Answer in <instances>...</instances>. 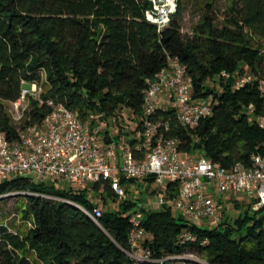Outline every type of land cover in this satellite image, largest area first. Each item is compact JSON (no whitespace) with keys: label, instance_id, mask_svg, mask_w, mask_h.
<instances>
[{"label":"trees","instance_id":"1","mask_svg":"<svg viewBox=\"0 0 264 264\" xmlns=\"http://www.w3.org/2000/svg\"><path fill=\"white\" fill-rule=\"evenodd\" d=\"M218 2L206 0L192 33L185 35L183 0L162 31L146 18L152 0H0V130L12 143L20 141L21 131L43 123L53 110L47 101L53 100L79 111L83 120L106 119L107 143L125 139L135 146L136 128H143L147 118L145 91L169 58L179 57L193 79V97L211 99L213 111L196 127L183 126L172 109L149 118L168 123V134L178 138L184 153L227 168L237 162L251 166L255 154L264 155V128L248 112L254 105L257 117L264 106L259 89L264 0H232L221 21ZM224 71L230 77H223ZM247 73L255 80L237 88L238 78ZM31 83L43 85L45 102L28 97L18 126L8 103L18 101ZM10 196L25 199L21 216L31 227L15 231L0 224V264H174L184 258L173 256L191 248L209 264H264V207L255 212L247 207L235 218L225 212L213 227L172 209H146L151 239L145 245L155 260L138 262L126 251L129 214L138 200L120 199L108 180L92 188H60L14 176L0 183V203ZM111 201L118 206L110 207ZM98 204L103 210L99 222L81 208ZM186 233L195 238L187 240Z\"/></svg>","mask_w":264,"mask_h":264},{"label":"built area","instance_id":"2","mask_svg":"<svg viewBox=\"0 0 264 264\" xmlns=\"http://www.w3.org/2000/svg\"><path fill=\"white\" fill-rule=\"evenodd\" d=\"M152 1L146 18L162 31L170 24L177 0L164 4ZM222 76L228 78L230 73L224 71ZM254 80V74H244L238 78L236 87ZM193 86L187 66L179 57H170L145 91L147 118L143 128H136L135 146L125 139L107 143L103 137L109 122L106 119L93 122L101 116L83 120L79 111L48 100L53 110L43 123L21 131L20 141L12 143L0 130V183L14 176H26L55 183L60 188H87L91 183L108 180L117 197L123 199L128 196L123 178L153 184L151 194L145 201L137 199V207L129 214L131 229L126 251L138 262L155 260L152 250L145 245L151 239L144 225L146 209H172L195 223L209 220L213 226L222 222L226 206L232 203L245 201L251 212L259 210L264 207V155L255 154L251 166L237 162L227 168L205 156L182 152L178 138L168 134L170 125L149 118L160 109H172L183 126H198L212 113L213 106L209 98L195 99ZM259 89L264 93V79L259 81ZM42 92L41 83H31L23 88L21 98L11 103L18 110L30 96L41 99ZM27 107L17 115V121L23 118ZM248 112L264 128V106L257 117L253 115L254 105L248 106ZM118 130L116 127L113 132ZM137 153L141 155L138 157ZM81 208L99 222L103 213L101 204L91 210ZM185 238L195 237L186 233Z\"/></svg>","mask_w":264,"mask_h":264},{"label":"rangeland","instance_id":"3","mask_svg":"<svg viewBox=\"0 0 264 264\" xmlns=\"http://www.w3.org/2000/svg\"><path fill=\"white\" fill-rule=\"evenodd\" d=\"M159 4L167 3V0H157ZM185 3V10L183 12L182 19V31L185 35L191 34L194 25L199 21V18L203 11V6L206 0H183ZM232 0H219L218 2V19L221 21L223 19V11L228 7ZM178 2V0H177ZM29 100L20 104L18 110L15 106L10 102L8 103L9 112L11 113L15 123L19 126L21 123L17 121V115L23 112L25 106H28ZM138 183V181H137ZM135 182H131L128 184V196L130 199L133 198L137 201V199H141V201H145L147 196L151 194L154 190L153 184L149 182L142 181L141 186ZM94 183H91L90 187ZM92 194V198L95 200L99 199V195ZM95 195V196H94ZM157 198V196H156ZM123 199V198H120ZM125 200V199H123ZM119 201V200H118ZM118 201H111L110 207L118 206ZM240 206L235 204H230L226 206V213L235 218L239 216L241 213L245 211L247 208L245 201L238 203ZM26 207V201L24 198H20L18 196H10L7 197L6 200L0 203V224H5L11 226L15 231H25L31 227V224L27 221H24L21 216L20 209ZM198 225H202L204 227H213L210 224L209 220L199 221ZM174 264H209L204 256L198 253L195 249H188L187 253L184 254V260L177 262Z\"/></svg>","mask_w":264,"mask_h":264},{"label":"crops","instance_id":"4","mask_svg":"<svg viewBox=\"0 0 264 264\" xmlns=\"http://www.w3.org/2000/svg\"><path fill=\"white\" fill-rule=\"evenodd\" d=\"M138 186L140 187L141 185L138 184Z\"/></svg>","mask_w":264,"mask_h":264}]
</instances>
